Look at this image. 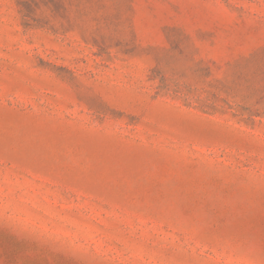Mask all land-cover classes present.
<instances>
[{"label":"rangeland","instance_id":"1","mask_svg":"<svg viewBox=\"0 0 264 264\" xmlns=\"http://www.w3.org/2000/svg\"><path fill=\"white\" fill-rule=\"evenodd\" d=\"M0 264H264V0H0Z\"/></svg>","mask_w":264,"mask_h":264}]
</instances>
